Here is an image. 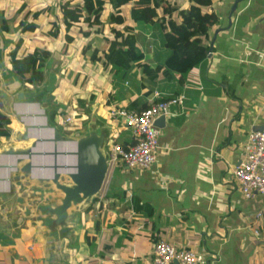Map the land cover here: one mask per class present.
I'll list each match as a JSON object with an SVG mask.
<instances>
[{"label":"crops","instance_id":"1","mask_svg":"<svg viewBox=\"0 0 264 264\" xmlns=\"http://www.w3.org/2000/svg\"><path fill=\"white\" fill-rule=\"evenodd\" d=\"M167 1L176 8L178 20L177 10L192 5V0ZM235 2L215 0L204 8L217 15L219 24L210 31L213 51L199 67L172 77L163 73L157 82L143 80V73L131 69L127 80L133 87L120 89L112 82L105 97L114 98L109 104L116 106H127L135 98L150 104L155 90L165 95L183 92L186 102L166 116L157 160L150 168L113 164L104 208L91 218L100 219L103 227H87L94 245L89 244L86 264H153V248L160 239L193 249L209 259L205 264H264V223L255 220L264 206V194L246 198L232 171L242 159L249 133L264 130V0H240L231 13ZM133 5L122 7L129 19ZM138 22L133 25L145 61L159 68L170 50L163 44V59H155L147 37L154 31L158 34L157 26ZM71 49L70 45L68 52ZM123 128L129 130L121 126L120 132ZM132 142L130 130L119 141ZM134 204L147 206L146 214L125 229L134 217ZM0 252L7 264H16L9 250ZM25 263L32 264H18Z\"/></svg>","mask_w":264,"mask_h":264},{"label":"water","instance_id":"2","mask_svg":"<svg viewBox=\"0 0 264 264\" xmlns=\"http://www.w3.org/2000/svg\"><path fill=\"white\" fill-rule=\"evenodd\" d=\"M7 1L0 0V112L14 125L9 127L10 137H0V158L14 160L0 162V170H5L0 177L5 184L0 190V249L11 251L16 264H83L90 253L86 215L104 194L113 165L112 147L121 128L110 117L112 104L105 97L112 80L98 63L81 56V40L75 39L71 51L64 52L67 40L61 31L45 57L43 80L28 82L16 71L11 55L20 33L3 29ZM67 71L84 74L88 86L76 84ZM63 84L67 99L59 98L57 91ZM20 106L34 111H21ZM62 114L70 121L65 122ZM165 121L161 116L156 125L164 127ZM33 130L48 134L34 136ZM39 143L53 150L38 151ZM58 144H70L71 150H59ZM33 156L54 162L36 164ZM59 156L70 162L59 163ZM36 169L52 173L34 176Z\"/></svg>","mask_w":264,"mask_h":264},{"label":"trees","instance_id":"3","mask_svg":"<svg viewBox=\"0 0 264 264\" xmlns=\"http://www.w3.org/2000/svg\"><path fill=\"white\" fill-rule=\"evenodd\" d=\"M214 1L192 0V5L189 8L177 10L181 20L174 17L176 8L167 0H79L76 2L65 0L59 4L60 14L58 15L55 14V5L50 4L31 10L28 3L24 1L10 16L5 13L3 29L9 33H16L18 29L21 34L11 55L16 71L28 82L43 80L45 57L38 46H35L31 51L24 49L26 42L24 35L35 33L41 27V17L46 15L55 16L46 32L47 36L57 39L61 31L65 33L67 46L64 52L69 51L70 45L76 39L73 29L78 25L80 27L78 34L82 37L88 38L97 35L104 36L107 40L106 48L95 46L91 41H88L82 47V57L98 63L104 71H110L113 68V72L116 74L137 66L150 81L157 82L163 73L169 77L175 74H188L207 60L210 49L209 41L211 40L210 31L219 24V18L214 12L205 11L204 8L210 6ZM131 2L134 3L130 13L132 21L159 24L163 31V44L170 50V54L159 68H153L145 61V52L138 42L135 27L122 13V7ZM107 3L111 4L113 11L106 25L103 15ZM106 28H108V35H106ZM86 81L87 77L82 74L76 79L77 84L85 85ZM146 94L149 95V91ZM108 103H114V98L110 97ZM148 106L149 102L142 103L140 98H135L125 107L139 111ZM11 123L12 120L0 112V137L10 136L8 126ZM106 197L104 196V198ZM96 205L97 210L102 211L103 200L98 199L94 206L88 210L87 223L95 229H101L103 227L101 220L92 221L90 218ZM146 207L134 204V217L124 224V228L128 229L132 222L139 217H144ZM149 215L151 216L150 212ZM86 240L91 246L94 245L93 238L88 231ZM0 259V264L8 263L7 258ZM86 263L85 260L83 264Z\"/></svg>","mask_w":264,"mask_h":264},{"label":"built area","instance_id":"4","mask_svg":"<svg viewBox=\"0 0 264 264\" xmlns=\"http://www.w3.org/2000/svg\"><path fill=\"white\" fill-rule=\"evenodd\" d=\"M186 94L165 95L155 90L147 108L130 109L112 104L110 117L128 127L133 142L127 147L115 140L112 147L113 164L121 162L129 168H150L157 160L161 127L156 120L167 116L174 107H183ZM70 121L69 117L65 122ZM113 166V165H112ZM234 179L246 198L264 194V130H252L243 147L242 159L233 169ZM257 223H264V206L256 212ZM205 264L209 261L191 248H179L160 239L153 248V264Z\"/></svg>","mask_w":264,"mask_h":264},{"label":"rangeland","instance_id":"5","mask_svg":"<svg viewBox=\"0 0 264 264\" xmlns=\"http://www.w3.org/2000/svg\"><path fill=\"white\" fill-rule=\"evenodd\" d=\"M27 1L29 3V7L31 9H33V10L39 9V8H42V7H45V6L50 5V4L51 5H55L56 6V12H55V14L58 15V14H60V8H59L60 5L59 4L63 3L65 0H27ZM73 1L76 2V1H79V0H73ZM8 2L9 3L7 5L6 11H7L8 16H10L15 11V9L20 5V3L23 2V0H9ZM111 11H113L112 6H111L110 3H107L105 5V10H104V15H103V19H104L106 25H107V23L109 21ZM126 12L127 11L125 10V13ZM54 19H55V16L54 15H46V16L41 17V19H40L41 28L36 33H28V34H25L24 35V38L26 40L24 49L26 51H31L35 46H38V47L41 48V51L43 52V54H45V56H48L49 55L50 50H51V47H52V43H53V40L54 39L53 38H50L49 36H47L46 35V32H47L48 28L50 27L51 21H53ZM128 20H130V22L132 24H134V21H132V19H129L128 18ZM140 22H143V21H139L138 23L140 24ZM135 24H136V22H135ZM155 25L157 26V32H158V34H156V32L154 31L150 35V37H147V42L150 40V43L154 46V48H155V59L158 58V61H159L161 58L163 59V57H164V49H163L164 39H163L162 29H161L160 25L159 24H155ZM79 29H80V27L77 25L76 28L73 29V34L76 35V39L77 40H79V41L81 40L80 42H82L83 45H85L88 41H91L95 46H99L101 48H106L107 47V40L105 39L104 36H97L96 35V36H93V37L85 38V37H82V35H79L78 34L79 33L78 32ZM106 30H107L106 31V35H108V28H106ZM16 32H18V29H17ZM149 49L150 50L148 52L150 53V51H151L152 48H149ZM167 50H166V52H167ZM148 56L151 57V55H148ZM148 56H147V58H148ZM145 58H146V55H145ZM148 60L149 59H147V61ZM130 70H122V71H120L119 73L116 74V73L113 72L114 69L112 68L110 71H108V74H109L110 79L112 80V82H113V84L115 86L116 85L117 86L119 85L120 89H122V88H129V87H133L132 86V82L130 81V79L127 80L128 79L127 76L128 75L130 76L131 71H132V73H135L137 75L139 73L140 74L142 73V72H140L141 69L138 68L137 66H134L132 68V70L131 71ZM69 74L72 75V76L75 75L72 72H69ZM79 76H81V74H79ZM145 77L146 76H143L141 74V79L147 81V79ZM126 81H128V83H126ZM124 84H125V86H124ZM64 86H65V84H63L62 88L57 89V91L59 92V98H61V99H64V98L67 99L66 93L64 91ZM87 86H88V79H87V81H86V83H85V85L83 87H87ZM118 105L120 107V105H122V104L119 103ZM62 117L65 120L66 115L65 114H62ZM55 120L56 121H59V116H57V118ZM129 130L126 129V128H123V130L118 135V138L116 139V141L119 142V141L123 140L124 135L126 133H128ZM104 196H105V193L103 194V196L101 198L102 200L105 199ZM97 215H98V210H97V205H96L94 211L90 215V218H97ZM11 253L12 252L10 251V255H9L10 257H11ZM0 258H4L5 259L6 256L2 255V253L0 252Z\"/></svg>","mask_w":264,"mask_h":264},{"label":"bare ground","instance_id":"6","mask_svg":"<svg viewBox=\"0 0 264 264\" xmlns=\"http://www.w3.org/2000/svg\"><path fill=\"white\" fill-rule=\"evenodd\" d=\"M19 110L21 111H29V112H32L34 111V109L32 107H26L25 106H20ZM38 120V119H37ZM35 121L36 123L38 121ZM48 134V131H44V130H33L31 131V135H34V136H39V137H44ZM56 147V145H55ZM57 149L59 150H71V145L70 144H58L57 146ZM36 150L38 151H44V150H53V147L52 146H49L47 144H38ZM14 160V157L13 156H4V157H1L0 158V162L1 164H8V163H11L13 162ZM33 162L36 163V164H45V163H53L54 161L49 159L47 156H33ZM58 162L59 163H67V162H70L69 159L67 158H63V157H58ZM50 173H52V171H49V170H46V169H36L34 170V176H48ZM5 175V170L4 169H1L0 170V177L1 176H4ZM5 189V184L4 182H1L0 181V190H3Z\"/></svg>","mask_w":264,"mask_h":264},{"label":"flooded vegetation","instance_id":"7","mask_svg":"<svg viewBox=\"0 0 264 264\" xmlns=\"http://www.w3.org/2000/svg\"><path fill=\"white\" fill-rule=\"evenodd\" d=\"M67 72L69 73L70 71H67ZM78 76H79V74L74 75V81H75V83H76V79L78 78ZM76 84H77V83H76ZM78 85H80V86H84V84H81V83H78ZM53 117L56 119V118H57V115H53ZM12 125H14L13 121H12V123L8 126V128H9L10 126H12ZM10 136H11V131H10ZM10 136H8V137H10ZM8 137H5V138H8Z\"/></svg>","mask_w":264,"mask_h":264}]
</instances>
